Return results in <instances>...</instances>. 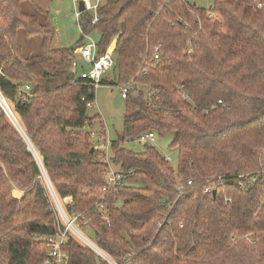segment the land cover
<instances>
[{"label":"trees","instance_id":"obj_1","mask_svg":"<svg viewBox=\"0 0 264 264\" xmlns=\"http://www.w3.org/2000/svg\"><path fill=\"white\" fill-rule=\"evenodd\" d=\"M53 1L0 0V95L24 134L0 107V264L47 260L62 225L44 174L119 264H264V0H102L63 49L50 47ZM93 33L99 54L116 39L108 85L128 87L109 158L106 131L86 130L95 90L70 72ZM148 132L173 136L175 169L152 147L124 148ZM107 161L120 179L103 194ZM61 250L63 264H108L70 233Z\"/></svg>","mask_w":264,"mask_h":264},{"label":"rangeland","instance_id":"obj_2","mask_svg":"<svg viewBox=\"0 0 264 264\" xmlns=\"http://www.w3.org/2000/svg\"><path fill=\"white\" fill-rule=\"evenodd\" d=\"M80 0H54L50 7V19L49 22L54 29L55 37L54 40L51 42L50 47L51 48H70L74 46L81 38V34L78 28V20L76 19V14L78 11V2ZM83 1V0H82ZM190 4H195L199 8H208L213 0H186ZM90 4L94 5L95 0H90ZM88 39H91L95 43L98 42V34L93 33L89 36H87ZM40 39L33 40V45H29L30 47H33V52L38 53L39 46H40ZM88 40H84L86 43ZM24 45V51L27 53V46ZM108 49L111 51L113 50V45L110 44ZM77 53L73 51L74 60L76 59ZM80 69L83 68L85 70H88L89 68L86 66H82L79 64ZM113 78L112 71H108L105 73L103 79L107 81V84L101 82L100 86L97 88L95 92V100L92 104L88 106V116L92 117L94 115H98L100 120L97 122L95 121V124L93 126V129H95L97 132L100 130H103L106 133V142L105 145H107V142L116 140L120 135L122 131V124H123V112H124V100L121 98L120 93L121 89L118 87H113L108 85V82ZM5 112V111H4ZM7 118L10 122L14 123L17 129H19V132L21 133L22 130L19 127L18 123L14 118L9 116L7 113H5ZM173 139L172 135H169L165 137L164 139H156L154 143H148V142H139V141H133V142H125L124 148L128 149L130 151H133L135 153L143 152L145 146H149L154 148L156 152L161 154L168 162L169 165L175 169L177 165V150L172 148L170 146L171 141ZM96 145V144H95ZM101 150V149H100ZM107 158L110 157V151L103 150L102 151ZM112 170L117 171L118 168L116 166H111ZM44 176V175H43ZM42 178V177H41ZM43 178H42V184L44 185L47 196L49 198L50 205L52 209L57 213V209H60L66 202H69V200H63L58 201L51 190L48 188L49 184H47ZM19 192L16 193V196L19 197ZM81 235L89 240L92 243H95V236L93 231L88 228L84 227L83 230L79 229ZM78 242H80L77 239ZM81 243V242H80ZM82 244V243H81ZM96 244V243H95Z\"/></svg>","mask_w":264,"mask_h":264},{"label":"built area","instance_id":"obj_3","mask_svg":"<svg viewBox=\"0 0 264 264\" xmlns=\"http://www.w3.org/2000/svg\"><path fill=\"white\" fill-rule=\"evenodd\" d=\"M83 6L85 11H91L93 13L92 23H95L97 20L96 10L98 5L92 6L89 0H83ZM80 13L81 12L77 11L76 14L77 20L79 19ZM84 39L85 40L87 39L88 41L84 43L82 46L75 49V53H77L76 54L77 57L75 60H73L70 69L71 75L74 76V81L72 82V84L76 85V81H75L76 79L85 80L89 83V86L92 87L96 92L97 88L100 86L103 80L105 73H107L113 66L114 48L111 51L107 48L103 54H99L97 43H95L91 39H88L87 36H85ZM153 59L157 60L158 55H154ZM79 64H81L82 66L84 65L89 69L88 70H85L83 68L80 69ZM120 89H121L120 96L122 99H124L128 92L127 90L128 87L121 86ZM28 90H29V86L25 85L21 88V93L26 94ZM220 103L221 102L219 101V104ZM86 130L90 138L95 139L97 137L98 132L95 129H93V127L89 126L86 128ZM138 140L139 142L154 143L156 141V136L155 134L148 132L141 135ZM105 142L101 143V149L108 151L109 141L107 142V145H105ZM263 157H264V153H263ZM106 165H107V170L104 173L105 174L104 185L101 189V192L103 194L116 190V188L119 186V179H120L119 173L117 171L112 170L111 168L112 165L108 161ZM43 179L47 181L45 177H43ZM187 185L188 186L191 185V182H188ZM48 188L53 193L52 195H54V197L58 200L50 185ZM177 190L179 194H181L184 191V186H179ZM204 191L205 193H209L210 192L209 187L206 188ZM97 208L101 211L104 210V203L102 200L97 205ZM57 216L60 220V224L62 225V228L58 229L57 235L54 238H50L48 240L49 252L47 254V260L43 264H63L66 254L61 250V246L65 243V238L67 233H70L76 240L78 239L83 245L91 249L97 256H99L101 259L106 261L108 264H119L113 261L111 258H109L99 247H97L95 243L90 242L81 235L77 226V220L79 216L68 217L65 214L62 207L60 209H57Z\"/></svg>","mask_w":264,"mask_h":264},{"label":"water","instance_id":"obj_4","mask_svg":"<svg viewBox=\"0 0 264 264\" xmlns=\"http://www.w3.org/2000/svg\"><path fill=\"white\" fill-rule=\"evenodd\" d=\"M84 10H85V9H84V6H83V1L80 0V1L78 2V11H79V12H83ZM111 44L113 45V48H115L116 39H114V40L112 41ZM1 97H2V96H1ZM2 101H3L4 105L6 106L8 112L13 116V114H12L10 108L7 107V104H6L5 100L3 99V97H2ZM0 107L5 111V113L8 114V112H7L6 109L2 106L1 103H0ZM13 124H14V123H13ZM28 148H29V150H30L33 154H35V152H34L33 150L30 149V146H29Z\"/></svg>","mask_w":264,"mask_h":264},{"label":"bare ground","instance_id":"obj_5","mask_svg":"<svg viewBox=\"0 0 264 264\" xmlns=\"http://www.w3.org/2000/svg\"><path fill=\"white\" fill-rule=\"evenodd\" d=\"M0 103L2 104V106H3V107L6 109V111L8 112L6 106L4 105V103H3V101H2V97H1V95H0ZM6 104H7V103H6ZM7 107L9 108L8 105H7ZM8 115L11 116L9 112H8ZM11 117L14 118L13 116H11ZM18 130H19V129H18ZM21 134L24 136L23 132H21ZM28 146H30V149L33 150L30 144H29ZM33 151H34V150H33ZM38 162H39V161H38ZM43 174H44V173H43ZM44 177H45V179H46L45 174H44ZM46 180H47V179H46ZM46 182H47V181H46Z\"/></svg>","mask_w":264,"mask_h":264},{"label":"crops","instance_id":"obj_6","mask_svg":"<svg viewBox=\"0 0 264 264\" xmlns=\"http://www.w3.org/2000/svg\"><path fill=\"white\" fill-rule=\"evenodd\" d=\"M75 2H76V0H74ZM102 0H95V4L94 5H92V6H96V5H98L100 2H101ZM89 2H90V0H89ZM91 3V2H90ZM67 200H69V199H67ZM69 202H70V200H69ZM66 203H68V202H66Z\"/></svg>","mask_w":264,"mask_h":264}]
</instances>
